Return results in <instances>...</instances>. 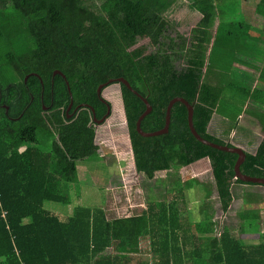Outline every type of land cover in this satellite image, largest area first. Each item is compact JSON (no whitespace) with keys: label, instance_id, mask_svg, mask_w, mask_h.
I'll return each instance as SVG.
<instances>
[{"label":"trees","instance_id":"1","mask_svg":"<svg viewBox=\"0 0 264 264\" xmlns=\"http://www.w3.org/2000/svg\"><path fill=\"white\" fill-rule=\"evenodd\" d=\"M225 1L187 0L189 10L202 18L186 35L169 18L181 0H0V264H149L137 259L146 241L149 251L142 253L154 256L151 264H264V235L260 244L245 246L224 229L222 219H214L215 191L226 214L238 196L236 185H257L236 177L239 156L197 142L188 127L187 107L180 102L172 108L168 133L142 135L137 122L147 106L116 82L125 79L152 106L141 123L143 131L163 130L170 102L181 97L192 106L193 127L204 140L235 148L209 131L223 93L209 82L213 52L223 46L220 35L234 37L251 30L220 23L209 54L218 7ZM40 8L44 13L47 9L54 22L53 31L41 30L48 42L17 54L2 22ZM256 13L264 17V0ZM35 16L40 23V13ZM26 30L34 36L31 27ZM141 39H148L156 51L144 55V48L136 47ZM113 84L121 86L136 171L151 198L140 214L110 219L101 206L68 209L71 197L65 184L75 182L76 162L98 156L95 119L105 117L108 106L113 110L102 97ZM239 91L243 102L239 109L231 108L232 128L249 99H264L258 89ZM44 106L56 111L45 112ZM48 143L50 149L45 148ZM205 158L211 163L213 183L173 179L178 189L172 199L162 188L165 181L156 183L158 172L179 171ZM240 169L264 179V140L255 154L246 153ZM196 186L206 191L197 208L205 217L199 221L186 216L184 196V190ZM263 198L246 192L243 202L257 204ZM50 202L65 210L52 212L45 206ZM240 217L244 229L254 225L257 215L241 212Z\"/></svg>","mask_w":264,"mask_h":264},{"label":"rangeland","instance_id":"2","mask_svg":"<svg viewBox=\"0 0 264 264\" xmlns=\"http://www.w3.org/2000/svg\"><path fill=\"white\" fill-rule=\"evenodd\" d=\"M181 1L171 11L169 18L175 19L178 23L179 32L187 35L195 25L196 14L189 10L187 0ZM38 7L40 6H36V8ZM36 13L41 15V25L35 19L37 18L35 16ZM43 13L42 8L38 12L32 9L25 13L20 12L17 15H13L2 22L6 38L10 42L13 51L17 54L25 53L26 51L31 52L34 48L47 44L48 40L44 36L46 33L44 34L41 30L53 31L54 22L47 9ZM22 26L25 29L20 30ZM26 27H31L34 36L27 32ZM171 33L173 34L174 32ZM53 37L56 39V34ZM136 47H143L144 55H149L156 51V48L150 45L148 39H141ZM102 97L112 104V115L104 123L95 125V143L99 147L98 156L76 162L75 182L65 184L71 197V205L68 206V209L72 210L77 205L88 208L101 206L107 211L106 213H108V218L110 219L140 214L143 209H146L147 204L145 205V202L151 197H148L142 188L144 178L135 169L134 155L123 110L121 86L113 84L106 87L102 92ZM45 148L50 149V143L46 144ZM207 163H209L208 160H203L191 166L192 169H189V166L186 169L182 168L181 172H158L156 174V183L160 184V180L165 181V185L162 188H167L165 189L169 193V199L176 195L178 189L175 185L176 181L173 183V179L184 182L197 175V177H203L202 181L213 183L212 173L207 174ZM169 188L172 190L170 191ZM252 191L263 194L264 197L263 188H253ZM204 192L206 193L203 186H196L194 189L185 192L188 193L186 195V210H188L186 211V216H190L196 221L205 217L196 212L199 205L202 204ZM211 200L214 205L216 220L220 221L219 219L222 218L224 224H231V226L240 224L239 213L243 206L241 199H236L230 211L225 215L222 213L216 191L212 194ZM45 206L55 213H61L65 210V207L61 204L50 202L46 203ZM191 206H193V209H191ZM245 207L247 208L245 212L249 214L250 212L257 213L260 216L258 223L263 225L260 232L261 234L264 233V198L263 202L252 205L250 209L247 204H245ZM247 230L248 226H245L242 230L243 234H246Z\"/></svg>","mask_w":264,"mask_h":264},{"label":"crops","instance_id":"3","mask_svg":"<svg viewBox=\"0 0 264 264\" xmlns=\"http://www.w3.org/2000/svg\"><path fill=\"white\" fill-rule=\"evenodd\" d=\"M259 1L260 0H227L224 3H221V5L218 7L221 11L219 12V18L214 29V39L209 51L210 54L212 52L215 36L220 23L243 24L244 28L245 26L246 28L251 26L249 33H246L245 31L240 32L237 33L238 36L234 37L228 35L226 32L221 33L220 41L221 45L223 46L219 48V51L213 52L214 68L209 78V82L212 86L223 91L219 105L217 108H215V113L209 125V131L212 132L213 136L220 138V140L228 142L234 147L240 148L245 153L249 154H255L257 148L264 140V99L262 101H254L253 99H249L243 106V112L236 118L237 126L233 128V123L231 120L234 118L235 111H233L231 108L232 106L233 108H240L243 99L241 98V92L239 90L243 89L244 87H248L251 89V91L258 89L264 93V78H262V73L264 71V17L259 16L256 13ZM194 13L196 14L195 24H197V22L201 20L202 15L198 12ZM208 64L209 62H207V65L204 69L205 72L207 71ZM203 160H208L209 162L207 163L206 167L207 174L210 172L212 173L210 160L205 158L198 161L201 162ZM198 161L188 165L189 169H192L191 166L199 163ZM183 168L186 169V167ZM181 170H179V172H181ZM194 178H199L201 180L203 179V177H197V175H195ZM184 182H186V180ZM234 188L235 192L238 194L235 200H242L243 206L241 212H245L247 210L245 207V202H243V196L245 193L253 192V188L264 189V187L261 185H236ZM186 191L189 190H185V192ZM185 192L184 196L186 199V195H188V193ZM146 204L147 203L145 202V205ZM254 204L255 203H250V205L247 204L248 208L250 209ZM231 208L232 206L230 209ZM191 209H193V206H191ZM241 212L239 213L240 219ZM250 214H255L257 217L254 218V225L248 227V230L245 232L246 234H243V229H241L240 224L231 226V224L223 223V225L224 229L229 230L232 236L237 237L241 243L245 244V246L252 247L260 244L264 233L261 234L260 232L261 227H263V225L258 223L260 216L257 213L250 212ZM106 215H108V213H106ZM223 215L225 214L223 213ZM183 216L185 217V214H183ZM190 218L193 219L192 217ZM149 247L150 242L146 241L142 245L141 250L147 252L149 251ZM142 251L139 253V255H137V259L145 260L147 263L151 264L154 260V256L151 255L150 252L143 254Z\"/></svg>","mask_w":264,"mask_h":264},{"label":"water","instance_id":"4","mask_svg":"<svg viewBox=\"0 0 264 264\" xmlns=\"http://www.w3.org/2000/svg\"><path fill=\"white\" fill-rule=\"evenodd\" d=\"M57 74L61 75V73H59V72ZM113 82H115V81H110V83H113ZM116 82H118L119 84H124L127 87L128 90L132 91L135 95H137L140 99H142L144 101V103L146 104V106H147L146 112L140 117L139 121L137 122V130L139 131V133H141L144 136H153V135H159V134L163 135V134L168 133L169 132V128H170V123H171V111H172V108L178 102L183 103L187 107L188 127H189V130H190L191 134L195 138V140L197 142H199V143L206 144V145H209L211 147H214V148H217V149H220V150H223V151H227V152H231V153L237 154L239 156V159H238V161L236 163V166H235L236 177L239 178L240 180L244 181V182L257 184V185H264V179L263 178L250 177V176L244 175L241 172L240 167H241V165L244 163V161L246 159V153L243 150H241L240 148H236V147L235 148H229V147H222V146L215 145L213 143H210V142L204 140V138L195 131V129L193 127V124H192L193 108L187 102L186 99L178 97V98L173 99L170 102V104L168 106V109H167L166 125H165L163 130L157 131V132H146V131H143L141 129V123L144 120V118L152 112V106L150 105V103L148 102V100L146 98L140 96L136 91H134L130 87L129 83L125 79H120V80H117ZM103 87L104 86L101 85L98 88V92L99 93H101ZM71 105L72 104L69 105L67 111L71 108ZM110 113H112V109H110V107L108 106L106 116L103 117L101 120L95 119V121L98 122V123H101V122L104 123L106 121V119L108 118V115H110Z\"/></svg>","mask_w":264,"mask_h":264},{"label":"flooded vegetation","instance_id":"5","mask_svg":"<svg viewBox=\"0 0 264 264\" xmlns=\"http://www.w3.org/2000/svg\"><path fill=\"white\" fill-rule=\"evenodd\" d=\"M51 108H52V105H51ZM51 108H50V107L47 108V107L44 106V111H45V112H50V111H51V112H55V111H56V110H53V109H51ZM50 109H51V110H50ZM66 112H68V111H66ZM69 112H70V111H69ZM68 116H71V115L68 114ZM99 124H101V123H99Z\"/></svg>","mask_w":264,"mask_h":264}]
</instances>
